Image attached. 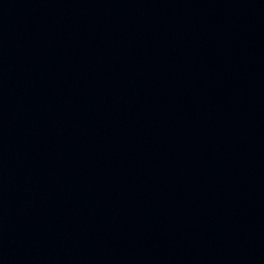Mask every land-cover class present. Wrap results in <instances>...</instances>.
<instances>
[{
  "label": "water",
  "instance_id": "1",
  "mask_svg": "<svg viewBox=\"0 0 264 264\" xmlns=\"http://www.w3.org/2000/svg\"><path fill=\"white\" fill-rule=\"evenodd\" d=\"M0 264H264V0H0Z\"/></svg>",
  "mask_w": 264,
  "mask_h": 264
}]
</instances>
